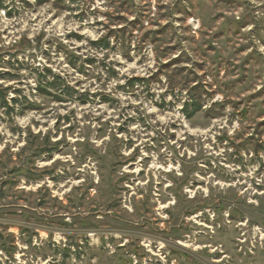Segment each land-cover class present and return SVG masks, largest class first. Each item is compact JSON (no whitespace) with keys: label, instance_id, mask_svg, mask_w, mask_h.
Instances as JSON below:
<instances>
[{"label":"rangeland","instance_id":"rangeland-1","mask_svg":"<svg viewBox=\"0 0 264 264\" xmlns=\"http://www.w3.org/2000/svg\"><path fill=\"white\" fill-rule=\"evenodd\" d=\"M0 86V264H264V0H0Z\"/></svg>","mask_w":264,"mask_h":264},{"label":"trees","instance_id":"trees-1","mask_svg":"<svg viewBox=\"0 0 264 264\" xmlns=\"http://www.w3.org/2000/svg\"><path fill=\"white\" fill-rule=\"evenodd\" d=\"M70 1L74 2V0ZM8 15L10 16L11 14L8 13ZM75 37L78 39V36L75 35ZM37 40L39 41L40 39ZM90 45L96 50L107 52L106 54H108V51H111L112 48H114L108 36H104L96 41H92ZM80 61V56L74 54L68 55V64L76 68L80 73L88 74V76H91V69L93 65H96L97 61H95L93 57H87L84 61ZM105 65L106 64L103 63V66ZM33 71L36 74L34 76V79L37 84L36 91L38 94L43 95L44 97H50L53 101L58 103H74L76 101L84 102V98L87 95H85V97L81 94L76 96L75 94L78 93L76 92L74 87H71V85L67 83L66 79L62 75L54 73L50 67H43L41 69L38 67L34 68ZM107 74L109 78L118 77V73L112 68H109L107 70ZM7 76L11 79L19 77V75L11 72H9ZM146 82H148L146 79L132 78L126 82L125 86L133 89L136 85H143L142 83ZM10 91H12L11 87L2 89L0 86V107L5 109L7 112L14 111L16 106L20 103L18 96H15L13 99H11V102H8L7 95ZM104 100L106 99H103V101ZM11 103L13 104V106L10 105ZM26 103L27 108L29 109L38 108L36 105H32L33 103H30L29 101H26ZM202 108V103L197 99H193L190 103L186 102L183 104L182 113L186 116L187 119H192L202 111ZM195 214L196 212H189L187 213V216L189 217Z\"/></svg>","mask_w":264,"mask_h":264}]
</instances>
